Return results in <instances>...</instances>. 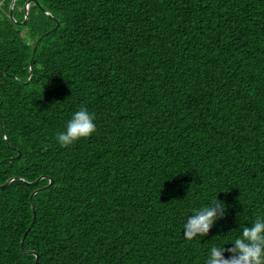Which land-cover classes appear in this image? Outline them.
Listing matches in <instances>:
<instances>
[{"label":"trees","instance_id":"trees-1","mask_svg":"<svg viewBox=\"0 0 264 264\" xmlns=\"http://www.w3.org/2000/svg\"><path fill=\"white\" fill-rule=\"evenodd\" d=\"M9 1L0 264H207L264 217V0H35L24 23ZM41 8L58 26L33 50L54 26ZM81 107L96 131L62 147ZM217 200L222 218L187 240Z\"/></svg>","mask_w":264,"mask_h":264},{"label":"clouds","instance_id":"clouds-1","mask_svg":"<svg viewBox=\"0 0 264 264\" xmlns=\"http://www.w3.org/2000/svg\"><path fill=\"white\" fill-rule=\"evenodd\" d=\"M95 116L85 107L79 108L67 122L64 131L57 134V141L67 147L75 141L91 136L96 131ZM225 205L217 200L190 216L183 225L184 236L192 240L206 236L214 222L222 218ZM234 247H212L207 264H264V217H258L250 226L241 229V235L233 243ZM225 251L229 252L225 258Z\"/></svg>","mask_w":264,"mask_h":264},{"label":"water","instance_id":"water-1","mask_svg":"<svg viewBox=\"0 0 264 264\" xmlns=\"http://www.w3.org/2000/svg\"><path fill=\"white\" fill-rule=\"evenodd\" d=\"M30 2H35V3H37L35 0H26L25 2H24V5H23V19H22V23H24L25 22V20H26V18H27V9H28V5H29V3ZM13 4H14V0H10L9 1V4H8V15H9V17L13 20V21H15L13 18H12V16H11V10H12V7H13ZM41 10L43 11V12H45L46 14H47V16H49L53 21H54V26L52 27V28H50V29H48L47 31H45L44 33H42L40 36H38L37 37V39L35 40V42H34V45H33V50H34V48H35V46H36V44H37V42H38V40L43 36V35H45V34H47V33H49V32H51V31H53L57 26H58V21L55 19V18H53L52 16H51V14L50 13H48L47 11H45V10H43V8H41ZM28 66H29V70H28V75H30V62H29V64H28ZM0 129H2V125H1V123H0ZM5 137V136H4ZM19 157V152L17 151V154L14 156V157H12L13 159H16V158H18ZM42 176H40V177H38L37 179H35L33 182H36L39 178H41ZM13 179V177H11V178H9L6 182H8V181H10V180H12ZM5 182V183H6ZM25 183H28V182H25ZM50 183H51V180L48 178V182H47V184L46 185H44V186H42V187H40V188H37V189H35V190H33L32 192H31V194H30V199H31V197H32V195L35 193V192H37V191H39V190H41V189H44V188H46V187H48L49 185H50ZM29 184V183H28ZM0 186H2V185H0ZM34 218V212H33V210H32V219ZM25 235V232H23V234H22V238H23V236ZM22 238H21V240H20V243L22 242ZM24 252H26V253H30V254H33L34 255V263L33 264H35L36 263V258H37V255H36V253H34V252H32V251H29V250H23Z\"/></svg>","mask_w":264,"mask_h":264},{"label":"rangeland","instance_id":"rangeland-1","mask_svg":"<svg viewBox=\"0 0 264 264\" xmlns=\"http://www.w3.org/2000/svg\"><path fill=\"white\" fill-rule=\"evenodd\" d=\"M9 16V15H8Z\"/></svg>","mask_w":264,"mask_h":264}]
</instances>
